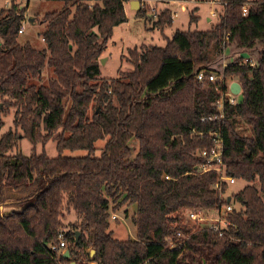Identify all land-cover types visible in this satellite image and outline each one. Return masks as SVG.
<instances>
[{
	"label": "trees",
	"instance_id": "obj_1",
	"mask_svg": "<svg viewBox=\"0 0 264 264\" xmlns=\"http://www.w3.org/2000/svg\"><path fill=\"white\" fill-rule=\"evenodd\" d=\"M128 1L64 0L41 19L43 49L19 42L28 4L11 0L0 10V113L14 108L25 138L34 146L54 140L59 152L27 156L18 149L21 132L0 137V202L25 207L0 216V264H264V0H221L212 28L130 49L134 70L101 78L100 57L128 21ZM172 23L166 8L155 26ZM226 48L234 56L257 52V64L238 56L212 68ZM47 66L55 75L38 85ZM201 71L223 72L225 82L200 81ZM232 77L241 98L226 103L222 120L203 121L220 114L216 103ZM242 121L252 134L242 133ZM214 132L224 140L227 173L248 184L233 195L242 207L229 212L224 233L203 226L189 234L184 210L228 203L221 197L228 183L217 189V172L202 170L200 152L214 145ZM78 150L86 154H66ZM126 205L135 207L136 239L111 229L112 213ZM68 210L78 220L66 230ZM179 230L189 234L183 243ZM62 238L70 257L52 248Z\"/></svg>",
	"mask_w": 264,
	"mask_h": 264
},
{
	"label": "rangeland",
	"instance_id": "obj_2",
	"mask_svg": "<svg viewBox=\"0 0 264 264\" xmlns=\"http://www.w3.org/2000/svg\"><path fill=\"white\" fill-rule=\"evenodd\" d=\"M9 0H0V10L3 7L8 6ZM24 5H27L26 19L23 23L24 32L20 33L19 42L24 44L30 42L34 47L38 49L46 48L47 44L42 38L41 33L45 30V24L41 23V19L48 12L59 11L63 8L64 0H22ZM167 1V0H165ZM159 1L147 0L146 7L143 8L146 12L143 16H138L137 11L130 8V2L125 3V10L128 16V21L124 22L114 28L113 36L109 39L106 50L100 57V70L101 78H118L121 72H127L134 70V64L128 60L132 57L130 49L139 48L142 45H158L165 46L169 38H172L173 34L177 30H208L219 22V16L224 11L223 3L217 0H168ZM169 8L174 15V21L171 26H167L164 29L155 26L157 16L164 9ZM194 11L195 16L198 17L197 21L192 22L191 16ZM215 12V15L212 14ZM30 17H34L35 21L31 22ZM211 19V20H210ZM257 60V52L253 51L242 52L239 54L232 53L230 48H226L221 58L217 59L212 68L223 70L224 61L228 63L238 56L249 58L250 56ZM232 58V59H231ZM54 71L49 66L46 67L42 78L36 80L38 85L48 84L49 79L54 77ZM227 84L231 86L232 82L238 81L237 78H228ZM241 98V94L238 95ZM0 109L4 107L1 103ZM3 119V126L0 128V137L7 131L13 130L21 132V137L18 141V149L27 156L33 153L40 154L43 151L47 153L49 157L58 156L57 142L50 140L45 146L39 143L34 146L27 138L24 137L23 131L15 124L14 108L10 109V113L2 111L0 113ZM240 130L246 135L252 134L250 125L245 122H240ZM100 141L98 144H102ZM137 148L134 151L135 155L138 151L137 142H133ZM17 150V149H16ZM16 152V151H15ZM66 154L70 156H83L86 154L84 150L78 151H66ZM246 184L244 180H238L236 183L228 187L227 192L235 194L242 189ZM125 207H128L126 210ZM234 207L240 209L242 206L240 203L235 202ZM187 210L182 213L183 224L190 230L189 233L195 232L198 228L193 220L187 217ZM66 230L71 228L70 223L78 220V216L73 210L66 211ZM113 214H118V219L115 220L111 216V229L114 231V235L118 238H137V227L134 225L133 216L135 214V207L124 206L119 211H114ZM214 214V213H213ZM88 250H92L88 248ZM94 253L90 252L92 257ZM73 264V263H72ZM89 264H97L91 261Z\"/></svg>",
	"mask_w": 264,
	"mask_h": 264
},
{
	"label": "built area",
	"instance_id": "obj_3",
	"mask_svg": "<svg viewBox=\"0 0 264 264\" xmlns=\"http://www.w3.org/2000/svg\"><path fill=\"white\" fill-rule=\"evenodd\" d=\"M10 1H8V5H10ZM134 1H140V7L145 8L147 4V0H134ZM218 2H221V0H217ZM247 6L244 8V14L247 13ZM174 18V15L172 16ZM20 33L24 32V27H22L19 30ZM228 38V37H227ZM44 40V39H43ZM250 56V55H249ZM244 63H249L251 65H256L257 60L252 58L251 56L249 58H244ZM232 61H229L230 63ZM224 61V67L228 64ZM198 79L200 81H211L215 82L217 80H220L221 82H225V76L224 73H219L215 71H201L198 74ZM240 95V94H239ZM238 95L234 94L231 91V86L228 85L227 91H222L220 93V99L217 101V107L221 111L220 114L215 115H209L206 117H203V121L207 120H222L224 118V108L226 103L235 104L238 102ZM212 139L214 141V145L208 149H204L200 152V155L204 157L205 162L202 165L203 171H209V170H215L217 172V181L214 185L215 188L221 189L222 184L224 182L228 183L229 186L236 183L237 179L231 175H229L226 171V165L224 161V140L222 138V135L220 132H214L211 133ZM167 179H170V175H166ZM229 195L233 194L221 191V197L222 198H228ZM235 201H233V198L230 202L227 204L220 206L215 209H204V208H193V209H187V217H189L191 220L194 221L197 228H201L203 226H208L212 231L215 233L222 234L224 233V230L231 224L228 214L231 212L234 207ZM214 213V214H213ZM113 219L118 218V214L112 215ZM190 234V233H189ZM188 233L184 232L183 230L177 231V235L179 236V243H183L186 238H188ZM171 247L177 246V241L174 239H169ZM53 250L65 253L67 250V242L65 238H62L59 243H56L52 246ZM144 264H150V261L147 260Z\"/></svg>",
	"mask_w": 264,
	"mask_h": 264
},
{
	"label": "water",
	"instance_id": "obj_4",
	"mask_svg": "<svg viewBox=\"0 0 264 264\" xmlns=\"http://www.w3.org/2000/svg\"><path fill=\"white\" fill-rule=\"evenodd\" d=\"M136 2L138 4V7H137V10H138L140 8V1H136ZM30 21L34 22L35 18L30 17ZM1 43L2 42L0 40V45H1ZM231 91L237 95L241 94L242 93V86H241L240 82H238V81L232 82ZM0 106H1V104H0ZM232 198H233L232 195H229L227 198L228 202H230L232 200ZM24 208H25L24 206L18 205L14 199H7L4 202H0V216L10 215L13 212H20V211H23ZM76 234H77V237H79L80 232L77 231ZM92 251H93V253H95L94 249H92ZM64 256L70 257V250L67 249L64 253ZM73 264H76V263L74 262Z\"/></svg>",
	"mask_w": 264,
	"mask_h": 264
},
{
	"label": "crops",
	"instance_id": "obj_5",
	"mask_svg": "<svg viewBox=\"0 0 264 264\" xmlns=\"http://www.w3.org/2000/svg\"><path fill=\"white\" fill-rule=\"evenodd\" d=\"M156 1H157V0H156ZM167 1H168V0H167ZM167 1H165V2H167ZM128 2H130V8L133 9V10H135V11H137V7H138L137 2L134 1V0H129ZM157 2H159V1H157ZM212 14L215 15V12L212 11ZM172 16H173V13H172ZM210 20H211V19H210ZM173 21H174V18H173ZM249 53H250V52H249ZM234 57H235V56H234ZM231 59H232V58H231ZM136 230H137V229H136ZM90 252L93 253L92 250H90Z\"/></svg>",
	"mask_w": 264,
	"mask_h": 264
}]
</instances>
